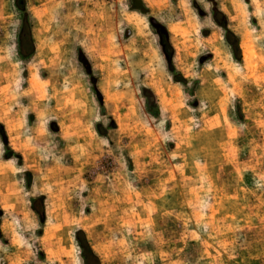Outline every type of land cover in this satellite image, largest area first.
Wrapping results in <instances>:
<instances>
[{
	"label": "rangeland",
	"instance_id": "obj_1",
	"mask_svg": "<svg viewBox=\"0 0 264 264\" xmlns=\"http://www.w3.org/2000/svg\"><path fill=\"white\" fill-rule=\"evenodd\" d=\"M23 1L20 47L0 0V264H82L77 231L100 264H264V0Z\"/></svg>",
	"mask_w": 264,
	"mask_h": 264
},
{
	"label": "trees",
	"instance_id": "obj_2",
	"mask_svg": "<svg viewBox=\"0 0 264 264\" xmlns=\"http://www.w3.org/2000/svg\"><path fill=\"white\" fill-rule=\"evenodd\" d=\"M18 1H19V6H18L19 10L25 16L24 25L22 26V28L20 30V37H19L20 47H21V40L25 37L29 39L30 44L32 42H31L29 24H28L27 19H26L27 12H26V9L24 6V1L23 0H18ZM233 48H234V50L238 51L237 44H235L233 46ZM22 53L23 52L20 50L19 54L23 59H26L30 56V52H29V54H26V55H23ZM39 200H42V198H39L38 201ZM36 201L37 200L32 201V209L34 212L37 213V215H41V214H39V212L34 207V204L36 203ZM76 242H77L78 248L80 250V256H81L82 264H100L98 257L92 251V249H91V247H90L88 241L86 240L85 235L82 231H77Z\"/></svg>",
	"mask_w": 264,
	"mask_h": 264
},
{
	"label": "water",
	"instance_id": "obj_3",
	"mask_svg": "<svg viewBox=\"0 0 264 264\" xmlns=\"http://www.w3.org/2000/svg\"><path fill=\"white\" fill-rule=\"evenodd\" d=\"M133 3H134V7H135L136 9H139V7H140V2H139V0H133Z\"/></svg>",
	"mask_w": 264,
	"mask_h": 264
}]
</instances>
